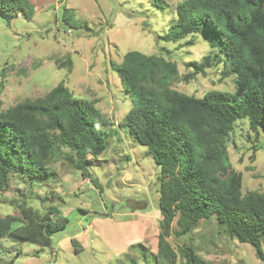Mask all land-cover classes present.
<instances>
[{
  "label": "trees",
  "instance_id": "16d2710c",
  "mask_svg": "<svg viewBox=\"0 0 264 264\" xmlns=\"http://www.w3.org/2000/svg\"><path fill=\"white\" fill-rule=\"evenodd\" d=\"M153 1L155 7L165 8L162 0ZM33 13L28 0H0V18L7 22ZM174 13L160 39L176 42L202 35L211 48L200 62L186 63L192 70L185 79L221 63V73L232 75L235 89H211L200 97L178 91L172 87L179 75L177 64L161 53L132 49L120 62H111L131 97L117 125L146 146L159 167L161 218L153 263L176 264L179 256L178 264H206L191 245L174 250L167 238L173 222L178 227L175 233L184 235L212 216L218 227L249 243L256 257L264 260V190L242 191V174L232 167L226 145L237 119L247 120L255 139L264 136V0H179ZM62 20L77 24L67 8ZM111 123L94 101L74 96L63 81L42 96L7 108L1 107L0 99V191L9 188L12 175L30 186L54 177L49 163L60 155L92 180L87 160L105 152L104 126ZM17 191L1 200L18 214L0 215V239L10 236L50 246L52 235L65 228L68 218L57 205L46 204L41 210L30 203L32 197L23 188ZM34 198L44 201L48 196ZM71 243L75 245V240ZM80 249L74 247L75 252ZM19 253L0 264H14Z\"/></svg>",
  "mask_w": 264,
  "mask_h": 264
},
{
  "label": "rangeland",
  "instance_id": "374dc122",
  "mask_svg": "<svg viewBox=\"0 0 264 264\" xmlns=\"http://www.w3.org/2000/svg\"><path fill=\"white\" fill-rule=\"evenodd\" d=\"M28 1L34 6L30 18L22 14L9 22L0 18L1 107L42 96L63 81L74 96L94 101L115 125L104 126L105 152L97 158L88 157L92 180L61 155L49 163L55 176L40 184L22 185L17 175L11 176L9 188L0 191V215L18 214L1 200L23 188L32 197V205L41 210L46 204L57 205L68 223L52 235L50 246L1 238L0 262L19 250L14 264H154L161 218L157 209L159 167L146 146L117 125L129 109L131 97L111 62H120L132 49L161 53L177 64L179 75L172 87L197 97L211 89L233 92L232 75L224 77L219 63L206 68L204 74L185 79L192 70L186 63L200 62L211 48L202 35L176 42L159 38L174 19L179 0H162L165 8L155 7L153 0ZM65 8L71 10L77 24L63 22ZM263 137L255 139L243 119L235 121L227 137L228 158L242 174L243 192L264 190ZM257 142L259 148L254 150ZM36 194L48 198L35 199ZM176 230L173 222L167 238L171 247L191 245L206 264H264L249 243L231 238L218 227L214 216L199 220L196 229L187 234L177 235ZM261 246L264 253V234ZM74 247L81 249L75 252ZM180 260L177 256L176 264Z\"/></svg>",
  "mask_w": 264,
  "mask_h": 264
}]
</instances>
